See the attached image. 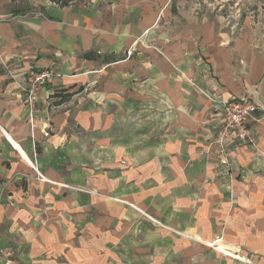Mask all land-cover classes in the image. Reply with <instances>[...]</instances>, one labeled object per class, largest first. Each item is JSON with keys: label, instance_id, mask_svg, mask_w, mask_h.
I'll use <instances>...</instances> for the list:
<instances>
[{"label": "crops", "instance_id": "crops-1", "mask_svg": "<svg viewBox=\"0 0 264 264\" xmlns=\"http://www.w3.org/2000/svg\"><path fill=\"white\" fill-rule=\"evenodd\" d=\"M89 1L0 0V176L36 168L54 179L52 171H75L74 183L86 161L88 171H105L93 182L105 180L114 195L192 239L215 238L208 225L229 199L236 224L254 222L264 208L263 60L239 48L233 25L162 21L173 0ZM102 2L115 7L98 20ZM140 34L151 47L136 54L129 75V57L111 47ZM118 62V110L89 107L80 116L71 107L77 80L93 77L97 64ZM52 64L61 76L29 107L27 72ZM231 96L259 108L250 121L253 143L231 140L224 165L211 142ZM79 124L87 126L83 134ZM122 202L111 207L139 216Z\"/></svg>", "mask_w": 264, "mask_h": 264}, {"label": "rangeland", "instance_id": "rangeland-1", "mask_svg": "<svg viewBox=\"0 0 264 264\" xmlns=\"http://www.w3.org/2000/svg\"><path fill=\"white\" fill-rule=\"evenodd\" d=\"M82 2L91 4L89 0ZM101 4L95 18L108 19L98 12L115 6ZM171 9V16L161 17L162 21L235 26L239 48L252 51L249 53L264 62V0H173ZM139 36L129 39L122 49L111 47L112 53L129 57V75L135 72L136 54L151 47L142 40L144 36ZM153 50L161 49L154 46ZM91 71L93 77L77 80L71 107L77 106L80 116H85L89 107L101 114L104 109L116 112L119 62L97 64ZM88 100L93 104L88 106ZM108 104L112 108H105ZM86 129L79 124L80 133ZM87 164L81 161L85 170L79 171L74 183L75 171H52L54 179L35 169L29 175L21 176L17 171L0 176V264H264V208L257 209L254 222L236 224L235 208L229 199L223 216H214L208 225L215 238L195 240L188 232L163 225L130 201L114 195L105 180L93 182L95 173L105 171H88L91 167ZM111 201H125L122 203L134 208L139 216L111 207ZM239 232L244 238L238 236Z\"/></svg>", "mask_w": 264, "mask_h": 264}, {"label": "built area", "instance_id": "built-area-1", "mask_svg": "<svg viewBox=\"0 0 264 264\" xmlns=\"http://www.w3.org/2000/svg\"><path fill=\"white\" fill-rule=\"evenodd\" d=\"M60 76L61 74L52 67L29 70L24 85L25 103L32 107L38 90L46 84L54 83ZM258 108L254 101L244 96H231L225 100L222 121L211 142L221 164L227 165L229 162L228 148L231 140L253 142L250 121Z\"/></svg>", "mask_w": 264, "mask_h": 264}, {"label": "trees", "instance_id": "trees-1", "mask_svg": "<svg viewBox=\"0 0 264 264\" xmlns=\"http://www.w3.org/2000/svg\"><path fill=\"white\" fill-rule=\"evenodd\" d=\"M84 56H88V54L86 55V53H85Z\"/></svg>", "mask_w": 264, "mask_h": 264}, {"label": "bare ground", "instance_id": "bare-ground-1", "mask_svg": "<svg viewBox=\"0 0 264 264\" xmlns=\"http://www.w3.org/2000/svg\"><path fill=\"white\" fill-rule=\"evenodd\" d=\"M36 169V168H35Z\"/></svg>", "mask_w": 264, "mask_h": 264}]
</instances>
